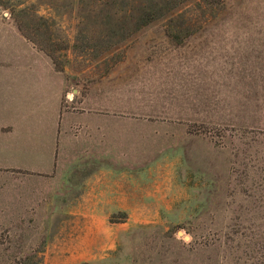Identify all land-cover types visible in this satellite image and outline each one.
Segmentation results:
<instances>
[{
    "label": "rangeland",
    "instance_id": "rangeland-1",
    "mask_svg": "<svg viewBox=\"0 0 264 264\" xmlns=\"http://www.w3.org/2000/svg\"><path fill=\"white\" fill-rule=\"evenodd\" d=\"M221 1L0 0V22L64 73L62 107L113 69L128 105L91 191L64 185L88 152L53 160L48 124L5 129L0 101V263L264 264V0Z\"/></svg>",
    "mask_w": 264,
    "mask_h": 264
},
{
    "label": "crops",
    "instance_id": "crops-1",
    "mask_svg": "<svg viewBox=\"0 0 264 264\" xmlns=\"http://www.w3.org/2000/svg\"><path fill=\"white\" fill-rule=\"evenodd\" d=\"M165 35L173 42H180L179 35L178 40ZM126 66L122 63L116 67L121 70ZM0 70L5 71L0 76V101L8 105L10 117V125L5 129L12 131L14 123L45 121L50 137L54 139L53 160L59 149L65 154L70 148L76 152L79 146L83 152L89 153L87 157L77 155L73 159L64 185L80 186L82 182L88 187L86 189L94 191L97 184L108 182L113 171L103 164L114 135L113 113L128 109V105L123 104L121 93L119 98L118 94L114 97L113 84L119 81L116 72L111 75L115 70L100 79L91 80L86 93L78 99V90L71 88L72 94H67L66 99L69 109H66L61 104L66 89L64 73L54 68L48 56L33 48L14 25L6 22H0ZM120 123L122 120L116 125ZM125 132V129H118L115 133L122 137ZM85 169L91 172L87 174ZM31 172L43 173L47 177L55 174L54 167L48 172ZM73 172L80 175L71 180ZM121 175H125L124 172Z\"/></svg>",
    "mask_w": 264,
    "mask_h": 264
},
{
    "label": "trees",
    "instance_id": "trees-1",
    "mask_svg": "<svg viewBox=\"0 0 264 264\" xmlns=\"http://www.w3.org/2000/svg\"><path fill=\"white\" fill-rule=\"evenodd\" d=\"M168 3L172 4V5H176L177 3L181 2L182 0H166ZM220 4H222V1L220 0ZM141 24H146V23H141ZM169 25V26H168ZM168 26V27H167ZM172 25L171 24H166V28H165V33L169 36H172V38L174 40H178L179 37L178 35L173 31V29H170ZM25 37V36H24ZM46 54V53H45ZM48 56V55H47ZM60 70V69H58ZM29 260L26 264H40V260L39 258L33 254L31 256H24V257H18V260H16L15 258H10L8 259V262H5L4 261H1L0 264H11L10 262L12 263H21V261H24V260ZM18 261V262H17ZM24 264V263H22Z\"/></svg>",
    "mask_w": 264,
    "mask_h": 264
},
{
    "label": "clouds",
    "instance_id": "clouds-1",
    "mask_svg": "<svg viewBox=\"0 0 264 264\" xmlns=\"http://www.w3.org/2000/svg\"><path fill=\"white\" fill-rule=\"evenodd\" d=\"M173 235L176 239L182 240L184 243H188L191 240V237L185 234L184 229H178V231Z\"/></svg>",
    "mask_w": 264,
    "mask_h": 264
}]
</instances>
